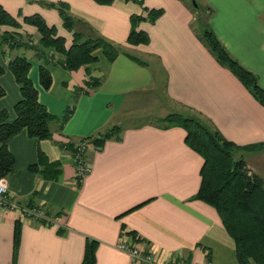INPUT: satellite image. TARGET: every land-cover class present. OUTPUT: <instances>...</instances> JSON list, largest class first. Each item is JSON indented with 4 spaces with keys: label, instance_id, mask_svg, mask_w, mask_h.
Instances as JSON below:
<instances>
[{
    "label": "crops",
    "instance_id": "0c3cea01",
    "mask_svg": "<svg viewBox=\"0 0 264 264\" xmlns=\"http://www.w3.org/2000/svg\"><path fill=\"white\" fill-rule=\"evenodd\" d=\"M66 1L72 13L96 32L127 52L141 53L150 63L126 53L110 61L97 51L98 58L88 71L85 66L70 70L51 63L53 81L46 89L39 81L34 50L10 48L0 38V61L6 68L0 76L6 91L0 109L14 116L20 89L7 62L24 53L31 60L29 76L40 101L59 117L70 111L64 122H51L49 138L38 139L22 129L9 141L15 170L7 177V203L0 206V264H82L88 238L96 240V264H140L118 247L124 225L150 242L159 264H179V260L240 264L235 240L217 209L195 197L203 157L186 143L185 129L151 121L125 123V119L141 111L139 100L146 90L161 87L175 110L186 109L212 122L240 146L235 155L244 156L249 171L264 182V147H242L264 142V104L199 38L192 26L194 12L186 0ZM199 1L211 8L209 24L228 51L264 87V0ZM0 3L18 17L24 34L38 36L36 27L25 23L23 16L39 12L71 43L72 32L63 26L56 8L29 0ZM146 7L163 12L154 22L139 24L150 35L148 43L130 44V16L146 14ZM93 78L102 82L94 87L89 83ZM117 124L119 137L106 139L100 147L89 142L85 156L90 169L78 182L76 144ZM39 151L49 160L61 161L58 179H47L28 168L38 160ZM31 208H39L40 215L21 211ZM17 221L21 232L14 260Z\"/></svg>",
    "mask_w": 264,
    "mask_h": 264
},
{
    "label": "trees",
    "instance_id": "16d2710c",
    "mask_svg": "<svg viewBox=\"0 0 264 264\" xmlns=\"http://www.w3.org/2000/svg\"><path fill=\"white\" fill-rule=\"evenodd\" d=\"M38 1L46 7L56 8L62 18L63 26L72 32V41L67 44L66 37L57 32L53 24H49L41 13L36 12L23 16L25 23L36 27L38 36L22 32V23L17 16L9 12L0 3V38L10 48L32 49L39 59V81L48 89L53 81L51 63L57 62L70 70L85 66L88 70L91 63L98 58L100 51L108 60L113 61L120 53L141 61L135 55L108 39L84 19L74 15L70 3L66 0H29ZM99 4H112L115 0H94ZM141 1V0H138ZM194 5L196 0H187ZM142 2V1H141ZM194 2V3H193ZM198 8V7H197ZM206 14H195L192 26L199 38L205 43L216 59L239 77L253 95L264 104V87L259 83L257 75L245 67L225 47L209 24L211 8L206 5ZM146 14L132 13L127 42L130 44L148 43L150 35L140 29L143 20L154 22L163 12L162 8H145ZM18 14H22L19 10ZM8 69L13 73L20 89V98L13 105L14 116L8 109H0V176L8 177L15 170V156L9 148L10 139L22 129L28 135L38 139L52 135L51 122L59 119L64 122L70 111L59 117L52 113L39 99V90L35 86L29 70L31 60L24 53H18L8 59ZM0 61V76L5 71ZM101 78H93L90 85L96 87ZM6 93L0 82V98ZM158 124L163 127L180 125L185 131L186 143L203 157L201 167V184L195 197L213 205L228 231L235 240L237 257L240 264H264V182L262 177L250 172L244 156L237 157L235 150L240 146L228 140L212 122L202 119L191 111H171L160 117ZM121 126L114 125L98 137L82 138L80 141L94 142L99 147L106 139L119 137ZM243 149L264 147V142L242 146ZM77 152L76 146L73 156ZM75 165L78 160L74 157ZM28 168L47 179H58L62 173L60 160H49L39 151L38 160L30 163ZM79 182V180H78ZM21 222L15 224L14 260L16 258ZM121 232L135 237L137 232L123 226ZM147 241V240H146ZM148 242V241H147ZM96 240L88 238L82 264H96Z\"/></svg>",
    "mask_w": 264,
    "mask_h": 264
},
{
    "label": "built area",
    "instance_id": "2783aa9c",
    "mask_svg": "<svg viewBox=\"0 0 264 264\" xmlns=\"http://www.w3.org/2000/svg\"><path fill=\"white\" fill-rule=\"evenodd\" d=\"M87 147V141H79L76 144L77 152L74 157L78 160L76 164V178L79 181L83 180L84 176L90 169L89 162L87 161L85 156ZM8 188L9 185L7 177L0 176V206H4L7 203L5 196ZM21 211L23 214L27 215H32L33 213H35L36 215H40L39 208H31ZM142 242L145 243L147 241L139 233H137L135 237H132L124 232H121L118 247L128 252L132 256V258L140 264H159L154 259L155 253L150 242L148 241L144 246L141 245ZM178 263L184 264V260H179ZM167 264L170 263L168 262Z\"/></svg>",
    "mask_w": 264,
    "mask_h": 264
},
{
    "label": "rangeland",
    "instance_id": "374dc122",
    "mask_svg": "<svg viewBox=\"0 0 264 264\" xmlns=\"http://www.w3.org/2000/svg\"><path fill=\"white\" fill-rule=\"evenodd\" d=\"M195 3L197 4L196 6L198 7V8L196 7V12L194 11V8H195L194 5H191L188 2V4L191 6L194 12L193 13L194 19H195V14H206L207 12L206 9H204L206 6L205 4L201 3L199 0H196ZM128 51L131 54L136 55L142 58L144 61L150 63L149 60L141 53L138 54L134 50H129V49ZM139 105L140 106H138V108L141 111H137L133 115V117H128L127 119H125V123H132V122L140 123L144 121H151V122L158 123L161 116H163L164 114H167L169 111H175V109L172 107L173 104L170 103V101L166 97L161 87L159 88L154 87V88H149L148 90H146L144 92V97L141 98V100H139ZM174 106L178 107V104ZM183 111L187 112L186 109Z\"/></svg>",
    "mask_w": 264,
    "mask_h": 264
}]
</instances>
